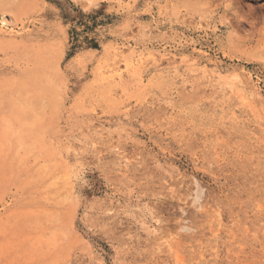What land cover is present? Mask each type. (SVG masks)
<instances>
[{
	"label": "rangeland",
	"instance_id": "1",
	"mask_svg": "<svg viewBox=\"0 0 264 264\" xmlns=\"http://www.w3.org/2000/svg\"><path fill=\"white\" fill-rule=\"evenodd\" d=\"M2 16L0 264H264V0Z\"/></svg>",
	"mask_w": 264,
	"mask_h": 264
},
{
	"label": "bare ground",
	"instance_id": "2",
	"mask_svg": "<svg viewBox=\"0 0 264 264\" xmlns=\"http://www.w3.org/2000/svg\"><path fill=\"white\" fill-rule=\"evenodd\" d=\"M85 1H89V0H85ZM3 10V9H2ZM0 27L3 29V32L6 31L7 28V22L5 20V18L2 16L0 17ZM235 79V78H234ZM238 85V84H237ZM238 88V87H237ZM239 90V89H238ZM2 233V232H1Z\"/></svg>",
	"mask_w": 264,
	"mask_h": 264
}]
</instances>
